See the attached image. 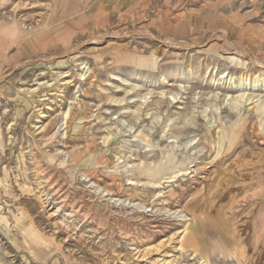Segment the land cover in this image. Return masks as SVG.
Returning <instances> with one entry per match:
<instances>
[{
	"label": "rangeland",
	"instance_id": "rangeland-1",
	"mask_svg": "<svg viewBox=\"0 0 264 264\" xmlns=\"http://www.w3.org/2000/svg\"><path fill=\"white\" fill-rule=\"evenodd\" d=\"M19 11L0 0V264H239L183 239L215 169L264 149V89L211 81L264 79V0H154L59 55Z\"/></svg>",
	"mask_w": 264,
	"mask_h": 264
},
{
	"label": "crops",
	"instance_id": "crops-1",
	"mask_svg": "<svg viewBox=\"0 0 264 264\" xmlns=\"http://www.w3.org/2000/svg\"><path fill=\"white\" fill-rule=\"evenodd\" d=\"M19 1L28 44L36 52L54 55L92 34L101 22L154 4V0ZM247 36V46L264 55V19L259 28H247ZM247 147V161L219 166L187 205L183 243L198 259L215 261L231 254L239 264H264V149Z\"/></svg>",
	"mask_w": 264,
	"mask_h": 264
},
{
	"label": "bare ground",
	"instance_id": "bare-ground-1",
	"mask_svg": "<svg viewBox=\"0 0 264 264\" xmlns=\"http://www.w3.org/2000/svg\"><path fill=\"white\" fill-rule=\"evenodd\" d=\"M87 72L85 71L84 73H80L79 76H83L84 74H86ZM246 76V75H245ZM62 77H66L65 75H62ZM211 81L214 83V84H220L221 87H228V88H231L233 89L234 91L236 92H243V91H246L247 89H258V88H261V89H264V79L261 77V76H256L255 78L253 79H250V78H247V77H243V76H230L229 74H226V73H222V75H220V78L219 79H215V78H212ZM51 87V86H49ZM239 109V108H238ZM68 112L65 111V113L62 112V118L64 119L62 125H65L66 126V120H67V115ZM47 125V124H46ZM46 125L44 127H42V129L46 128ZM64 136V134H63ZM129 167V166H128ZM130 168V167H129ZM191 168V167H190ZM189 168V169H190ZM188 168L186 169H180V170H176L174 175L173 176H169L170 178H166L167 180H169V182L173 181L174 178H177L178 177H184L185 175L189 174L191 171L189 170ZM193 170V169H192ZM164 179V178H163ZM45 180V179H43ZM165 180V179H164ZM161 183V182H160ZM160 183H157L158 185ZM164 184V183H163ZM162 184V185H163ZM44 185V184H43ZM155 186V184H154ZM241 189V188H240ZM46 194V193H45ZM49 197V194L46 195ZM117 199V198H116ZM115 199V200H116ZM105 200V199H104ZM109 200V199H108ZM113 200V199H112ZM107 201V200H106ZM118 203H119V200H117ZM126 201V200H125ZM109 202V201H108ZM114 204V203H113ZM116 205V204H115ZM128 205V204H127ZM125 206V205H124ZM124 206L121 205V208L124 209ZM114 207V206H113ZM117 207V205H116ZM120 207V206H119ZM126 207V206H125ZM120 208V209H121ZM129 208L131 214L134 213V212H137L140 210L141 206L139 204H136V207L134 205H131L130 207H127ZM126 209V208H125ZM124 209V210H125ZM127 210V209H126ZM138 213V212H137ZM130 214V215H131ZM181 215V214H180ZM178 216V215H177ZM182 219L186 220V216L183 214L180 216ZM178 218V217H177ZM181 219V221H182ZM201 261V260H200ZM200 264H209L208 262H205V261H202Z\"/></svg>",
	"mask_w": 264,
	"mask_h": 264
}]
</instances>
